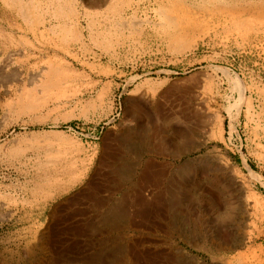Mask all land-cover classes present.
Returning <instances> with one entry per match:
<instances>
[{
    "label": "rangeland",
    "instance_id": "374dc122",
    "mask_svg": "<svg viewBox=\"0 0 264 264\" xmlns=\"http://www.w3.org/2000/svg\"><path fill=\"white\" fill-rule=\"evenodd\" d=\"M138 1L0 0L30 41L0 76V264H264V0H180L183 32Z\"/></svg>",
    "mask_w": 264,
    "mask_h": 264
},
{
    "label": "bare ground",
    "instance_id": "6f19581e",
    "mask_svg": "<svg viewBox=\"0 0 264 264\" xmlns=\"http://www.w3.org/2000/svg\"><path fill=\"white\" fill-rule=\"evenodd\" d=\"M7 1V0H6ZM11 3H15L18 4L19 1H21L20 7L23 8V12L25 15L29 14V9H28V3H24L23 4V0H8ZM28 1V0H25ZM138 1V0H137ZM144 1V0H140L138 1V3H136V5L134 6V10H136L137 5H139V2ZM155 1H162V3L157 2L155 9V14L159 20V24L163 23L162 27H168L170 28H177L180 29L182 32L185 28H187V26H194V22L192 21L191 18L187 19V9L182 6V4L180 3V0H155ZM105 2V0H104ZM164 3V4H163ZM167 3V4H165ZM97 5V4H96ZM100 5V4H99ZM125 17L126 18H122V15L120 16V22H119V26L120 29H128L131 31H136L139 30V28H141L144 25V22L140 19H136L135 17H133V13L131 15H128L127 11H125ZM227 17L229 18V20L232 21V25L234 26L235 30L238 31H242V32H247V30L249 29H253L255 25L253 26L254 20L250 19L246 21H242L241 18L238 19L236 18L237 16H234L233 14H228ZM214 18V17H213ZM216 19V18H215ZM197 25V24H196ZM264 25V24H261ZM159 26V25H158ZM161 27V26H160ZM196 27V26H195ZM257 27V26H256ZM259 28V27H258ZM262 28V27H261ZM44 29V28H43ZM40 31V30H39ZM44 31V30H43ZM42 31V32H43ZM168 31V30H167ZM179 33H182V32ZM186 31V30H185ZM184 31V32H185ZM1 32V31H0ZM3 35L0 36V43L3 44V53H5V56L3 59H0V76L5 73V71L7 70L8 65L10 64V60L11 59H15V57H19V55H21V50L19 49V47L22 44H27L28 46L30 44H28L30 41L27 37L25 36H15L13 34H7V33H2ZM184 34V33H183ZM41 35V34H40ZM180 35V34H178ZM217 36V35H216ZM43 37L44 34H43ZM175 39L178 38V36H174ZM181 37V35H180ZM185 37V36H184ZM183 37V38H184ZM43 39V38H42ZM185 39V38H184ZM46 40V39H45ZM182 40V38H181ZM49 41V39H48ZM48 41H46L48 43ZM179 41V40H178ZM177 41V42H178ZM176 42V41H175ZM181 42V41H180ZM184 42V41H183ZM0 44V45H1ZM43 46V44H40ZM32 47V45H31ZM33 48V47H32ZM23 51H25L23 49ZM22 51V52H23ZM24 55V54H23ZM32 55V54H31ZM36 55H34L35 57ZM1 58V57H0ZM29 58V56H28ZM43 59V58H42ZM18 60V59H17ZM44 60V59H43ZM15 61V60H14ZM35 64V63H34ZM37 65V64H36ZM42 65V64H41ZM56 67V66H55ZM66 69V68H65ZM63 68V66H61V70H62V76H59L60 74H58L56 72V70L52 69L48 64H43L40 68V77H43L44 79H47L48 81L46 82L48 85H51L54 83V81L60 79V77L64 78L67 76H70V74L68 73L67 70H65ZM37 74V73H36ZM8 75V74H7ZM6 75V76H7ZM64 75V76H63ZM5 76V75H4ZM3 78V77H2ZM234 81V80H233ZM28 83V82H27ZM31 84V83H30ZM234 84V83H233ZM67 85V84H66ZM239 87V86H238ZM233 89V88H232ZM238 89V88H237ZM239 91V90H238ZM204 103V102H203ZM196 108V107H195ZM200 108V106H199ZM196 110V109H195ZM204 113L208 116L211 114V111L208 107H205V109L203 110ZM197 112V110H196ZM196 114V113H195ZM200 114V112H199ZM194 115V114H193ZM198 115V114H197ZM204 115V116H206ZM191 117V116H190ZM203 117V116H202ZM184 119V118H183ZM203 119V118H202ZM199 119V120H202ZM205 119H207V117H205ZM195 119H193L194 121ZM197 120V119H196ZM193 121L188 122V124L190 123L189 126H186L184 128H174L173 131L175 132H185L187 130H192V129H196V128H201V127H206V121H197L196 125H191ZM199 123H202L203 125H200ZM193 124H195L193 122ZM163 128H168V127H163ZM116 146V145H115ZM117 147V146H116ZM116 149V148H115ZM117 150V149H116ZM104 152V151H103ZM106 159V158H105ZM225 165H227V163H225ZM107 181V180H106ZM101 187V186H100ZM103 188V187H102ZM106 188V187H105ZM234 191L237 193V197L239 199V208L242 211V215L241 218H243V216L245 217H249L251 215V211H252V202H251V188L243 181V180H238V183H236V186H234ZM140 192V191H139ZM223 192V191H222ZM224 194V193H223ZM226 201V199H224ZM217 202V201H216ZM224 203V202H223ZM224 207L227 206V202H225L223 204ZM222 208V207H221ZM225 209V208H224ZM225 239V238H224ZM223 239V240H224ZM238 239V238H237ZM246 238L245 237H241L238 239L237 244H234L232 246H229V248L235 247L240 245L241 243H243ZM250 240V239H248ZM229 241V240H228ZM230 243V242H228ZM191 245V243H190ZM226 245V244H225ZM193 248H196V246L192 245ZM175 253H177V257L178 258H184V257H190V259L194 258V256H190L188 253H186L184 251V249L180 246H175L174 247ZM182 258V259H183ZM185 259V258H184ZM168 259L167 256L164 255L163 256V261L161 264H168Z\"/></svg>",
    "mask_w": 264,
    "mask_h": 264
}]
</instances>
